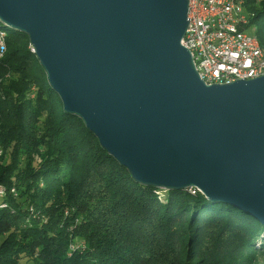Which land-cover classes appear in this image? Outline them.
<instances>
[{
    "label": "water",
    "instance_id": "1",
    "mask_svg": "<svg viewBox=\"0 0 264 264\" xmlns=\"http://www.w3.org/2000/svg\"><path fill=\"white\" fill-rule=\"evenodd\" d=\"M0 23L134 181L264 225V75L206 85L180 44L187 0H0Z\"/></svg>",
    "mask_w": 264,
    "mask_h": 264
},
{
    "label": "trees",
    "instance_id": "2",
    "mask_svg": "<svg viewBox=\"0 0 264 264\" xmlns=\"http://www.w3.org/2000/svg\"><path fill=\"white\" fill-rule=\"evenodd\" d=\"M244 8L264 52V0ZM0 32V264H236L252 247L264 225L237 205L134 181L63 110L27 34Z\"/></svg>",
    "mask_w": 264,
    "mask_h": 264
},
{
    "label": "built area",
    "instance_id": "3",
    "mask_svg": "<svg viewBox=\"0 0 264 264\" xmlns=\"http://www.w3.org/2000/svg\"><path fill=\"white\" fill-rule=\"evenodd\" d=\"M250 16L244 0H187V26L180 44L189 51L206 85L264 75V52L251 32ZM3 51L0 32V56ZM11 192L15 193L14 189ZM4 194L0 186V209L6 205L1 200Z\"/></svg>",
    "mask_w": 264,
    "mask_h": 264
},
{
    "label": "rangeland",
    "instance_id": "4",
    "mask_svg": "<svg viewBox=\"0 0 264 264\" xmlns=\"http://www.w3.org/2000/svg\"><path fill=\"white\" fill-rule=\"evenodd\" d=\"M165 191L166 190H162L157 192L158 197H160L161 199H163L164 195H165ZM191 227V226H190ZM189 227V229H190ZM252 247L249 248L247 247L245 249V251L242 253H240L238 255V260L236 261V264H264V258L263 255H260V251L262 250V245H264V228L262 229V231H260L259 235L257 237H255V240L253 241V244H251ZM75 245H70V250L67 254V256L71 255L72 250H75ZM251 254L255 255V257H252ZM173 258V255H172ZM172 258L170 257H164V259H161V263L160 264H174L175 263V259L172 260ZM257 259V260H256ZM232 262V261H231ZM20 264H31V261H29L26 258L21 259Z\"/></svg>",
    "mask_w": 264,
    "mask_h": 264
}]
</instances>
